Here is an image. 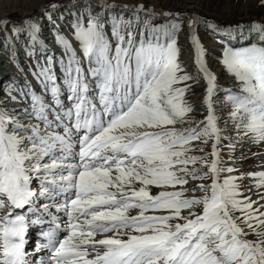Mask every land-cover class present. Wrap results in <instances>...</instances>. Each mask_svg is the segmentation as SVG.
<instances>
[{
  "label": "snow or ice",
  "instance_id": "snow-or-ice-1",
  "mask_svg": "<svg viewBox=\"0 0 264 264\" xmlns=\"http://www.w3.org/2000/svg\"><path fill=\"white\" fill-rule=\"evenodd\" d=\"M219 2L0 18V264H264V15Z\"/></svg>",
  "mask_w": 264,
  "mask_h": 264
},
{
  "label": "rangeland",
  "instance_id": "rangeland-1",
  "mask_svg": "<svg viewBox=\"0 0 264 264\" xmlns=\"http://www.w3.org/2000/svg\"><path fill=\"white\" fill-rule=\"evenodd\" d=\"M42 2V0H0V18L5 16H10L13 19H17L22 15L27 13H34L37 10V6ZM128 2H133V0H128ZM160 3L167 4L168 7H189L195 3V0H159ZM232 0H220L218 7L209 8L207 4L200 10L206 13L209 16H216L218 19L224 18L225 8L230 4ZM241 15L245 18L252 16L259 18L264 15V8L259 6V0H242V7L238 10ZM47 33L45 37L48 36ZM200 35L204 38V43L207 44L210 42V37L206 36L203 29L200 30ZM183 43V40L181 41ZM2 35H0V51L2 50ZM187 59V55L185 56ZM6 65L7 69L10 71L11 75L8 76L10 80L12 76L17 75L15 69L5 64L0 58V69ZM255 150V149H254Z\"/></svg>",
  "mask_w": 264,
  "mask_h": 264
},
{
  "label": "bare ground",
  "instance_id": "bare-ground-1",
  "mask_svg": "<svg viewBox=\"0 0 264 264\" xmlns=\"http://www.w3.org/2000/svg\"><path fill=\"white\" fill-rule=\"evenodd\" d=\"M47 33L45 32V35H46ZM45 38H47V37H45ZM2 49V48H1ZM2 51V50H1ZM0 58H2V57H0ZM21 59L23 60V57H21ZM2 61H3V58H2ZM3 66V65H2ZM8 66V65H7ZM11 66V65H10ZM5 73L7 74V78H8V76H10L11 75V73H10V71L7 69V67H6V65L5 66H3V67H1V69H0V78H3L4 76H5ZM16 73V72H15ZM17 74V73H16Z\"/></svg>",
  "mask_w": 264,
  "mask_h": 264
}]
</instances>
